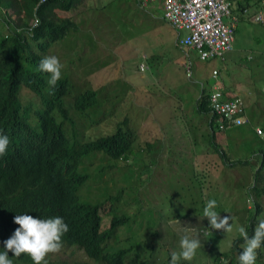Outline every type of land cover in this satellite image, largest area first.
Segmentation results:
<instances>
[{
  "label": "rangeland",
  "instance_id": "obj_1",
  "mask_svg": "<svg viewBox=\"0 0 264 264\" xmlns=\"http://www.w3.org/2000/svg\"><path fill=\"white\" fill-rule=\"evenodd\" d=\"M85 5L84 9L90 11L79 17L77 24L80 30L70 32L69 37L63 43L55 46L50 53L46 54V56L58 57L63 65L62 78L69 81L70 90L75 95L93 90L98 93L99 106L87 113H90V118H82L80 115L75 117L78 137L83 142L90 138L114 134L119 126H123L125 114L133 112L132 106H125L128 99L123 105V100L128 94V84L139 88L152 82L149 75L153 72L149 68L146 71L143 70L140 64L151 65L154 70H158V60H150V58L154 57L158 51L172 54L177 39L175 31L163 20V10L157 8L158 5L148 9L143 8L145 14H150V16L143 15V18L142 11L135 0H89ZM235 7L234 5L233 9ZM261 34L262 38L259 36ZM186 53L193 64V78L205 77L210 82L213 69L218 68L223 71L224 65H227L230 74H226V79L235 89H238V94L243 97L247 105L250 124L246 123L244 126L252 131L250 125L253 124L255 132L251 138L255 143L254 146L259 149L264 148V142L256 134L257 124L264 131L262 127L264 126V28L261 25L256 27L248 23L239 24L233 50L225 55V62L221 59L201 60L199 54L187 48ZM144 55H149L148 61ZM169 61L171 64L172 61ZM167 64L168 61L164 63L165 66ZM187 66L182 71L180 81L177 77H171L166 79V84L175 82L177 86L173 88L176 89L191 87L194 79L188 78ZM154 81L157 82L156 79ZM197 88L202 90L200 85H197ZM139 93L155 95L152 88L139 90ZM183 94L178 93L177 95ZM23 95L25 103L40 102V99L30 91L25 90ZM194 95L193 90L192 98L189 100L190 106L195 103ZM147 103L152 104L151 101ZM145 111L147 108L142 107L139 119L141 124L146 118ZM175 114L179 115L180 123L184 124L188 119L196 127H199L201 123L199 115L188 110L187 105L181 107L180 111L175 110ZM255 115L262 121L258 118L252 121ZM93 121L96 125L91 126L90 123ZM216 132L220 138V149H215L209 142L206 144V149L203 148L201 144L205 143L206 139H203L198 147L193 143L194 148L190 147L192 142L187 144L171 141L169 144L172 150L167 154L169 158L164 161L174 163V168L167 164L158 166L157 163H152L149 157L150 152L145 154L143 149L139 152L138 148H141L143 144L141 143L143 139L140 138L132 152L136 159L131 168V172H134L131 182L125 177L128 171L122 162L119 164V169L113 172L105 171L98 181L95 179L100 173L91 170L94 178L87 183L90 185L87 189V185L82 189L83 197L102 202L109 195L119 197L112 208L108 205L107 209L102 211L103 228L109 227L111 218L118 213L117 210L121 213L136 215L133 228L125 227L124 231L119 233L121 240L126 239V236L146 240L148 233L153 234L155 232L152 230H159V235L155 236L160 242L157 245L163 251L179 254L181 251L180 236L185 234L183 231L191 226L199 230L209 226L202 212L207 201L215 200L217 202L215 210L221 217L234 218L232 232L224 234L218 231L205 239L206 234L203 235L198 230L190 228L187 234L198 238L202 248L197 250L193 260L180 259L178 264H218L215 261H218L216 257L231 251L234 242L242 239L239 228L246 229L245 219L253 213L252 210L247 213L244 210L242 217L236 218L230 210L239 208L235 204L237 201L242 203L239 198L244 196L239 190L240 184L251 183L257 168L255 164L252 169L238 165L235 171L225 165L222 166L221 163L224 160H217L221 151L230 152L234 157L238 156L239 160L252 161L254 158L248 154L250 152L248 146L237 151L233 149L234 140L231 137L228 139V134L218 129ZM196 134H199V130ZM166 144L168 145V142ZM97 157L106 162L101 154ZM193 157H195V165L192 166ZM90 164V161L86 162V165ZM205 170L209 174L208 177L203 175ZM251 171L254 172L251 173ZM192 174L196 176L197 181L193 179ZM214 179L215 183L212 184ZM206 180L211 182L207 183L209 186H206ZM231 195L236 197L230 199ZM232 200L236 201L230 208L228 203ZM247 206L248 209L254 208L253 202L251 205L247 203ZM138 208L141 209L140 212ZM196 216L198 219L194 220ZM210 230L213 232L212 229ZM114 247L118 248L119 245L114 244ZM52 261H57L59 264H75L88 260L82 252L68 249L55 253Z\"/></svg>",
  "mask_w": 264,
  "mask_h": 264
},
{
  "label": "trees",
  "instance_id": "obj_2",
  "mask_svg": "<svg viewBox=\"0 0 264 264\" xmlns=\"http://www.w3.org/2000/svg\"><path fill=\"white\" fill-rule=\"evenodd\" d=\"M230 1L232 7L236 6L232 11L239 24L260 27L250 21L251 16L264 7V0ZM72 4L70 0H0V134L10 140L6 155L0 156V159L7 156L0 161V251L6 250L4 242L19 228L14 223L17 215L28 214L37 219L58 216L69 227L62 237L61 250L76 249L88 260L75 264H168L171 253L163 251L155 238L159 230H152L155 233H148V238L142 241L133 236L120 239L122 227L132 229L136 215L117 210L109 227L103 228L102 211L108 205L112 208L119 197L110 195L103 202L82 197V188L94 178L91 170L100 173L96 175L95 181H98L105 171L119 169L122 162L128 171L125 177L131 182L134 175L131 168L136 159L132 152L139 136L123 122L114 134L83 142L78 137L75 117L90 118L87 113L99 106L98 93L93 90L75 95L69 81L61 78L50 94L49 74L39 71L38 67L51 46L76 29L75 22L61 18L58 13L59 10H70ZM36 18L40 24L29 35L26 28ZM259 36L262 38V34ZM25 90L34 93L40 102L25 103ZM210 94L204 90L198 102L199 114H212ZM217 118L212 114L210 125L214 132L219 130ZM257 118L253 116L252 121ZM90 125H96V122ZM99 154L106 162L97 157ZM219 155L224 163L229 161L226 152L221 151ZM258 159L260 167L246 191L254 204L253 209L245 211H253L245 219L249 236L254 233L257 218H264V148L258 150ZM87 161L91 164L86 165ZM237 163L249 164V161L234 164ZM35 213L41 215L37 217ZM235 217H242V214ZM209 228L202 227L201 230ZM114 244L119 247L115 248ZM242 245L243 238L235 241L231 251L219 255L216 263L239 264ZM257 252L256 264H264V245ZM8 254L13 264H34L27 254L20 258H15L12 252ZM47 257V264H59Z\"/></svg>",
  "mask_w": 264,
  "mask_h": 264
},
{
  "label": "crops",
  "instance_id": "obj_3",
  "mask_svg": "<svg viewBox=\"0 0 264 264\" xmlns=\"http://www.w3.org/2000/svg\"><path fill=\"white\" fill-rule=\"evenodd\" d=\"M87 1L89 0H70L71 4L73 2L72 4L73 6L72 5L69 6L70 10H59L58 13L61 18H70L73 22L75 21V23L77 24V21H79V17L83 13H89L90 11L89 9H84V7H86L85 3ZM135 3L142 11V18L144 17L143 15L150 16V14L147 12H146L147 14H145V11H143V8L137 3L136 0H135ZM155 5H158L157 8H160V9L162 8V4L158 2L151 5L150 7H153ZM162 10L163 9H161V11ZM163 20H164V15H163ZM79 30L80 28L78 27V24H77L76 29L75 30L73 29L71 32L79 31ZM175 33H176L177 39L175 41L176 42L175 48L173 49L172 54H165L162 51H158L155 53L154 57L150 58V60H153V59L158 60V65H157L158 70H154L153 66L151 65H143V63L140 64L143 70L146 71L149 68L153 72L152 75H149L151 77L152 82L150 84H145L144 86H141L139 88L135 87L134 85L128 84V89H127L128 94L126 96V99L123 100L124 102L123 105L125 104V100L128 99V102L125 104V106L126 107L132 106L133 108L132 113L125 114L124 126L126 128L132 129L133 131H136L138 133L139 140L140 138L143 139L141 143H143L144 145L142 144L140 149L145 150L144 151L145 154H148L149 152L151 153L149 157H151L152 163H157L158 166L167 164L173 168H174V163L164 161V159L169 158L167 154L168 152H171L172 150L171 145L169 144L171 141L175 143H179L178 141H180V143L186 142L187 144L189 142H192L190 147L194 145L193 143L197 144V147H198V145L201 144V141L203 139H206L205 143L201 144L203 148L205 147L206 149V144L208 142L211 143V145L215 147V149L221 148L220 138L218 137L217 132L216 131L214 132L210 125L211 124L210 121L212 120V114L205 115V114H199L198 112V102L200 98L202 97L204 90L211 93L214 89H219L231 96H234V95L241 96L238 94V89L237 88L235 89L226 79V74L227 75L230 74L228 71L227 65H224L225 67L223 71H221L218 68H214L210 82L205 77L193 78L194 77L193 64L190 62V56L186 53V47H182L180 43L181 39L186 37L188 33L186 31H182V32L175 31ZM68 37L69 35L66 38ZM66 38L63 41L51 46L48 52L50 53V51L53 50L55 46H58L61 43H63L66 40ZM189 50H191V52H196L192 49H189ZM144 57H146L147 61L149 60V55H144ZM169 60L172 61L171 64ZM221 60L224 61V59H221ZM166 61H168V64L165 66L164 63ZM185 66H187L186 70H187L188 78L194 79L193 82H192V79L190 80L192 82L191 87L186 86L183 89H176V88H173L177 86L175 82H172L171 84H166L165 82L166 79L171 78V77H174V78L177 77V79L180 81L181 74H182V71L185 69ZM215 71H218L216 76H214ZM154 79H156L157 82H155ZM211 81L213 82L212 84H211ZM197 85H200L202 90L198 89ZM148 88L153 89V91L155 92L154 96L150 94L144 95V94L139 93V90H146ZM193 90L195 91V95H194L195 103L194 105L190 106L189 100L192 98L191 93ZM178 93H181V94L184 93V94L177 95ZM150 101L152 102L151 105L150 103H147ZM184 105L188 106V110H192L199 115V117L201 118V123L199 124V127L194 126L189 119L184 124L179 122V115L175 114V110L180 111V108L183 107ZM142 107L147 108V111H145L146 118L144 122L141 124L139 123V119L141 118V114H142L141 108ZM134 108H136V110H134ZM259 120L262 121V119H259ZM250 126L253 129L252 131H250L247 126L242 125V126L233 127V128L227 129L226 131H220V132L228 134L229 135L228 139H230L231 137V139L234 140L233 149H237V151H240L241 149L248 146L250 148L249 150L250 152L248 154L252 155L254 159L252 161H249V164H239V163L234 164L238 161L245 162L248 160H245V159L239 160L237 158L238 156L234 157L229 152L227 153L229 161L227 160V163L222 162L221 163L222 166L225 165L226 167H230L234 169L235 171L237 170L238 165L248 168V169H252V166L254 164L257 169L260 167V159H258L259 149L256 148V146H254L255 143L252 141V138H251V135L255 132L254 126L253 124ZM257 126L260 127L258 124ZM197 130H199L198 135L196 134ZM166 132H168L167 136H165ZM166 142H168V145L166 144ZM201 148L202 147H200V149ZM194 159L195 157L192 158V166L195 165ZM219 159H221L220 156L217 160ZM253 172L254 171H251V173ZM203 175L208 177L209 174L207 170L204 171ZM193 179L197 181V178L194 175H193ZM252 182H254V176L251 180V183ZM207 183L209 184L211 182H209V180H206L205 184L206 186H209ZM214 183H215V179L212 180V184ZM251 183L240 184L239 190L244 195L242 198H239L242 200V203H239L240 201H237L235 205L238 206L239 208L230 210V212L234 214L235 216L242 214L243 210L248 209L247 203L249 202V196L247 195L246 191L248 187L251 185ZM229 197L230 199H234V197L236 196L231 195ZM235 201L236 200L234 201L232 200L228 203L230 208L234 205Z\"/></svg>",
  "mask_w": 264,
  "mask_h": 264
},
{
  "label": "clouds",
  "instance_id": "obj_4",
  "mask_svg": "<svg viewBox=\"0 0 264 264\" xmlns=\"http://www.w3.org/2000/svg\"><path fill=\"white\" fill-rule=\"evenodd\" d=\"M62 68L63 65L56 56H46L39 63L38 70L49 74L47 84L49 85L50 94L51 90L55 89L58 81L62 78ZM9 144V137L0 134V156L6 155ZM6 157L7 156L1 158L0 161H4ZM88 186L90 185H87L86 189ZM81 194L83 197L82 190ZM249 199L248 203L251 205L253 198L249 197ZM216 207L217 202L215 200H209L206 202V206L203 210V215L209 222V229L201 231L195 226L190 227L193 230H198L203 235L206 234L204 235L205 239L212 233L218 231L226 234L233 230L234 218L231 216L221 217V215L216 212ZM35 215L39 217L41 214L35 213ZM197 219L198 217L196 216L194 220ZM177 222L179 221L177 220ZM14 223L19 225V228L16 229L12 237L4 242L6 250L0 251V264H13L12 258L9 257V252H12L15 258H20L22 254H27L34 264H42V262L43 264H47L46 257L48 256L47 259L52 260L55 253L61 251L63 247L62 237L69 231V227L64 219L58 216L48 219H37L31 215L23 214L17 215L14 218ZM125 227L126 226L122 227L123 231ZM190 228H186L185 231H183L185 234L180 236L179 243L181 251L179 254L176 252L171 253L170 264H178L180 259L191 261L196 256L197 250L202 248L198 238L191 237L187 234ZM210 229H212L213 232H211ZM239 234L244 240L243 251L239 255V264H256L258 256L257 250L264 245V218H257L252 236L248 235L244 227L239 228ZM142 240L143 239L138 241ZM207 245L209 246V244Z\"/></svg>",
  "mask_w": 264,
  "mask_h": 264
},
{
  "label": "built area",
  "instance_id": "obj_5",
  "mask_svg": "<svg viewBox=\"0 0 264 264\" xmlns=\"http://www.w3.org/2000/svg\"><path fill=\"white\" fill-rule=\"evenodd\" d=\"M45 0H43L44 2ZM144 9L156 2L162 4L164 20L176 31L188 34L180 43L196 51L200 59H224L233 50L238 19L233 14L230 0H136ZM264 5V3H263ZM253 23L264 26V7L251 16ZM38 18L26 28L31 34L39 26ZM217 71L214 75H217ZM212 114L217 115L220 131L250 123L245 100L214 89L210 94ZM264 142V131L256 129Z\"/></svg>",
  "mask_w": 264,
  "mask_h": 264
}]
</instances>
